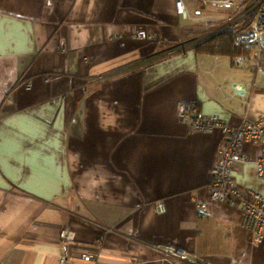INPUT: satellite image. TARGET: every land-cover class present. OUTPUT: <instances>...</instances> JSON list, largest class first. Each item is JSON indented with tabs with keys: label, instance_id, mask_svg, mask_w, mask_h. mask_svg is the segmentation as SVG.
Instances as JSON below:
<instances>
[{
	"label": "crops",
	"instance_id": "crops-1",
	"mask_svg": "<svg viewBox=\"0 0 264 264\" xmlns=\"http://www.w3.org/2000/svg\"><path fill=\"white\" fill-rule=\"evenodd\" d=\"M243 4L187 0L184 20L174 0H0V264H264L238 207L197 208L221 137L176 119L179 101L264 116V64L198 49ZM260 147L232 179L264 194Z\"/></svg>",
	"mask_w": 264,
	"mask_h": 264
},
{
	"label": "built area",
	"instance_id": "built-area-1",
	"mask_svg": "<svg viewBox=\"0 0 264 264\" xmlns=\"http://www.w3.org/2000/svg\"><path fill=\"white\" fill-rule=\"evenodd\" d=\"M186 0H174L177 13L184 19L190 20L191 16L185 5ZM213 8L230 7L235 0H200ZM245 8L231 19L229 26L249 24L237 35V42L243 48L254 50V66L264 64V47L260 44V35L264 34V0H242ZM199 9L194 15H200ZM251 21V22H250ZM155 34H150L144 29L137 30L132 40H154ZM249 57L241 53L233 58L235 65L248 62ZM176 119L188 130L199 132H216L221 137L219 146V160L212 166L208 186V196L196 203L202 215L209 205L226 202L230 206L238 207L241 211V223L250 231L252 241L261 244L264 241V194L250 187L239 188L232 179V170L235 163L249 162L246 152L241 150L243 142H260V156L254 161L257 173L264 179V116L250 121L242 118L237 124L230 125L223 122L216 114L205 115L201 113L193 101H179L176 106ZM157 212H163L161 202L156 203ZM165 258H178L181 260H196L193 252L167 245L164 247Z\"/></svg>",
	"mask_w": 264,
	"mask_h": 264
},
{
	"label": "trees",
	"instance_id": "trees-1",
	"mask_svg": "<svg viewBox=\"0 0 264 264\" xmlns=\"http://www.w3.org/2000/svg\"><path fill=\"white\" fill-rule=\"evenodd\" d=\"M249 26L250 23L224 28L200 44L198 49L205 53L225 55L232 60L241 53L249 57V55L254 54V50L243 48L237 42L238 33Z\"/></svg>",
	"mask_w": 264,
	"mask_h": 264
},
{
	"label": "rangeland",
	"instance_id": "rangeland-1",
	"mask_svg": "<svg viewBox=\"0 0 264 264\" xmlns=\"http://www.w3.org/2000/svg\"><path fill=\"white\" fill-rule=\"evenodd\" d=\"M229 25V24H228ZM228 25H226L225 26V28H227V27H230V26H228ZM158 202H160V201H158ZM162 203V205H163V212L165 211V205H164V203L163 202H161ZM167 245H156L155 246V249L159 252V253H161L162 254V256H166L164 253V247H166ZM171 259V258H170ZM176 259H178V258H176ZM179 260H181V259H179ZM186 260V259H185Z\"/></svg>",
	"mask_w": 264,
	"mask_h": 264
},
{
	"label": "water",
	"instance_id": "water-1",
	"mask_svg": "<svg viewBox=\"0 0 264 264\" xmlns=\"http://www.w3.org/2000/svg\"><path fill=\"white\" fill-rule=\"evenodd\" d=\"M260 44L264 47V34L260 35Z\"/></svg>",
	"mask_w": 264,
	"mask_h": 264
},
{
	"label": "clouds",
	"instance_id": "clouds-1",
	"mask_svg": "<svg viewBox=\"0 0 264 264\" xmlns=\"http://www.w3.org/2000/svg\"><path fill=\"white\" fill-rule=\"evenodd\" d=\"M186 1H187V0H186ZM186 1H185V2H186ZM190 1H193V0H190ZM212 8H213V7H212ZM176 11H177V10H176ZM178 14H179V13H178ZM232 27H233V26H232ZM232 61H233V60H232Z\"/></svg>",
	"mask_w": 264,
	"mask_h": 264
},
{
	"label": "bare ground",
	"instance_id": "bare-ground-1",
	"mask_svg": "<svg viewBox=\"0 0 264 264\" xmlns=\"http://www.w3.org/2000/svg\"><path fill=\"white\" fill-rule=\"evenodd\" d=\"M231 7V6H230ZM223 8H229V7H223Z\"/></svg>",
	"mask_w": 264,
	"mask_h": 264
}]
</instances>
